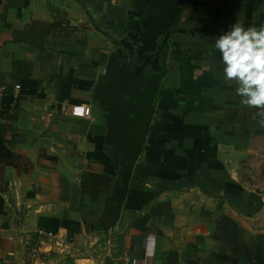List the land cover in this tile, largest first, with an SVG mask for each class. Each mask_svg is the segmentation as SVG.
Masks as SVG:
<instances>
[{
    "label": "crops",
    "instance_id": "0c3cea01",
    "mask_svg": "<svg viewBox=\"0 0 264 264\" xmlns=\"http://www.w3.org/2000/svg\"><path fill=\"white\" fill-rule=\"evenodd\" d=\"M147 5L0 0V264H27L22 225L82 250L43 264H132L149 234L151 264H264V126L214 47L233 24L264 26V0H179L148 62L125 45L151 17ZM127 57L160 79L110 222L132 140L120 107L104 110L98 97L118 98L114 67ZM79 103L89 117L70 114ZM91 174L111 182L99 187Z\"/></svg>",
    "mask_w": 264,
    "mask_h": 264
},
{
    "label": "water",
    "instance_id": "95a60500",
    "mask_svg": "<svg viewBox=\"0 0 264 264\" xmlns=\"http://www.w3.org/2000/svg\"><path fill=\"white\" fill-rule=\"evenodd\" d=\"M145 2L153 13L147 21L142 17L137 23L138 29L134 33L137 40L129 49L130 51L134 49L137 54L156 50L158 37L166 33V29L173 22L179 0H145ZM147 22L150 23L148 26ZM114 71L116 83H113L111 90L113 94L118 95V98L112 100L113 98L99 96V106L102 105L104 110H115L118 106L120 107L118 110L123 118V127L129 133L132 144L127 156V164L122 171L118 192L115 198L106 204L105 212L110 222L115 220L118 205L120 206L125 196L132 163L147 134L154 110V96L160 79L159 74L150 77L144 75L141 65H133L132 57H127L125 63L118 60ZM108 119L115 121V116L110 114Z\"/></svg>",
    "mask_w": 264,
    "mask_h": 264
},
{
    "label": "clouds",
    "instance_id": "9594fccd",
    "mask_svg": "<svg viewBox=\"0 0 264 264\" xmlns=\"http://www.w3.org/2000/svg\"><path fill=\"white\" fill-rule=\"evenodd\" d=\"M214 47L224 65V79L235 81L241 103L258 109L264 126V26L245 28L233 24L216 38Z\"/></svg>",
    "mask_w": 264,
    "mask_h": 264
},
{
    "label": "built area",
    "instance_id": "2783aa9c",
    "mask_svg": "<svg viewBox=\"0 0 264 264\" xmlns=\"http://www.w3.org/2000/svg\"><path fill=\"white\" fill-rule=\"evenodd\" d=\"M16 88L20 85L16 84ZM91 106L85 103L75 104L70 108V114L74 117L87 118L91 115ZM48 243L51 248L48 251L42 249L43 243ZM155 236L149 234L145 239V251L143 260L133 259L132 264H151L155 254ZM19 248L23 259L27 264H43L50 256L52 259L72 256L74 251L79 250L74 240H66L60 233L43 228L29 229L22 225L19 236ZM82 251V250H79ZM46 255V256H45Z\"/></svg>",
    "mask_w": 264,
    "mask_h": 264
},
{
    "label": "trees",
    "instance_id": "16d2710c",
    "mask_svg": "<svg viewBox=\"0 0 264 264\" xmlns=\"http://www.w3.org/2000/svg\"><path fill=\"white\" fill-rule=\"evenodd\" d=\"M90 176H91V178H90L91 180L90 181L92 183L97 184L99 187H101L102 185L105 186V185H107L108 183L111 182V178L109 176H107V175L99 176V175L91 174Z\"/></svg>",
    "mask_w": 264,
    "mask_h": 264
},
{
    "label": "flooded vegetation",
    "instance_id": "af4514ba",
    "mask_svg": "<svg viewBox=\"0 0 264 264\" xmlns=\"http://www.w3.org/2000/svg\"><path fill=\"white\" fill-rule=\"evenodd\" d=\"M137 24V23H136ZM136 27H138L137 25H136ZM135 30H136V28H135ZM134 33H135V31H133V35H131V41L130 42H125V45H126V47L128 48V50L129 49H131V45L132 44H134V42L137 40V37H134ZM135 48V47H134ZM132 53H133V51L131 52V55H132ZM142 54H144V53H142ZM145 55H146V57H147V59L145 60V61H149V57H148V55H147V52H145V54H144V57H145ZM147 67H144V69H143V73H144V75H146V76H148L147 74H146V71H148V68L146 69Z\"/></svg>",
    "mask_w": 264,
    "mask_h": 264
}]
</instances>
